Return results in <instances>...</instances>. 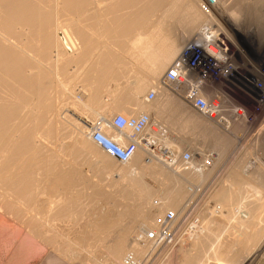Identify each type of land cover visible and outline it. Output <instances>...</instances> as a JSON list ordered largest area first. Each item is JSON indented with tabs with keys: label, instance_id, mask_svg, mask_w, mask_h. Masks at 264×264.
Instances as JSON below:
<instances>
[{
	"label": "bare ground",
	"instance_id": "obj_1",
	"mask_svg": "<svg viewBox=\"0 0 264 264\" xmlns=\"http://www.w3.org/2000/svg\"><path fill=\"white\" fill-rule=\"evenodd\" d=\"M219 1L209 16L201 10V0H0V264H124L127 251L139 261L157 249L142 241V232L151 229L154 217L167 209L181 216L184 211L179 207L188 194L184 183L199 185L210 178L236 133L246 127L243 122L220 126L202 115L190 114L185 102L162 83L163 73L188 44L197 40L206 23L216 25L219 40L228 49H236L214 15L250 44L256 51L253 56L262 53L264 48L260 51L255 46L262 39L264 23L259 27L241 25L227 9L228 1ZM172 23L181 26L175 37L168 34ZM65 55L78 62L90 60L76 74H81L87 87L80 101L82 109L97 110L99 120L108 119V106L100 102L107 82L115 80L120 71L130 70L136 76L131 82L130 102H114L109 110L128 116L145 113L155 123L165 119L169 129L179 130L180 136L168 131L167 137L158 139L175 158L180 155L184 134L196 136L217 152L213 170L198 174L194 171L196 160L188 165L179 159L171 166L160 156L146 163L141 152L125 168L113 163L85 137L90 130L85 123L80 124L79 132L74 131V138L66 134L65 117L57 106L59 97L73 94L71 81H65ZM48 58H56L58 63L51 78L44 70ZM135 70L146 72L140 75ZM55 85L58 95L50 97ZM148 86L162 96L156 107L141 100ZM113 91L117 95V90ZM249 131L257 165L250 167L246 159H240L230 166L222 184L211 194L215 205H209L201 217L197 214L201 219L194 224L196 231L192 228L194 233L187 232V239L178 240L186 228L180 226L176 241L181 247L176 250L173 246L171 264H209L222 259L227 264H241L261 241L264 119ZM106 133L113 137L112 132ZM67 135L72 142L67 143L71 140ZM90 151L108 163L111 174L119 165L127 171L106 184L101 183L102 173L93 172L97 181L83 177L81 168ZM148 176L155 184L145 181ZM155 194L160 199L157 205L152 199ZM116 200L136 203L135 226L131 223L128 229L120 228L121 218L131 206L117 211ZM133 233L137 239H130ZM224 236L229 246L218 247L223 245ZM141 260L145 262V258Z\"/></svg>",
	"mask_w": 264,
	"mask_h": 264
},
{
	"label": "built area",
	"instance_id": "obj_2",
	"mask_svg": "<svg viewBox=\"0 0 264 264\" xmlns=\"http://www.w3.org/2000/svg\"><path fill=\"white\" fill-rule=\"evenodd\" d=\"M217 6V0H204L200 7L210 16ZM216 30L213 23L201 27L197 40L188 44L165 72L163 86L192 110L220 126H224V122H243L251 128L264 119V49L259 56L252 57L235 40L236 49L232 51L219 40ZM245 55L246 62L243 61ZM251 59H257V63ZM156 97L157 91L151 90L145 101L151 103ZM109 130L115 132L113 137L106 133ZM167 136L168 131L148 114L134 117L117 115L90 126L88 132L90 142L119 164L129 163L141 152L146 163L160 156L171 166H175L179 159L188 165L196 160L194 171L198 174L213 170L215 154L202 159L199 155L195 157L184 152L175 158L158 139ZM189 192L193 193V189L190 188ZM192 219L190 213L179 218L174 210H166L155 216L151 229L142 232V241L156 248L176 241L180 226L187 227ZM124 264L140 262L133 253H129Z\"/></svg>",
	"mask_w": 264,
	"mask_h": 264
},
{
	"label": "rangeland",
	"instance_id": "obj_3",
	"mask_svg": "<svg viewBox=\"0 0 264 264\" xmlns=\"http://www.w3.org/2000/svg\"><path fill=\"white\" fill-rule=\"evenodd\" d=\"M201 1L203 2L204 0H201ZM227 1H228V2H226L227 3L226 4L227 9L236 18L237 17L239 18L241 25H246L248 27L249 25L255 26V24H256V27H259V26H261L262 22L264 23V0H227ZM219 2L220 1L217 0V3H219ZM214 16L220 21V29L223 31V33L225 35H227L229 37V39H231L234 43H236L235 40L237 42H239L244 47L246 52L253 57V52H256V51L251 48L250 44L246 43L243 40V38H241V36H238L235 33V31L233 30L232 26H230V25L226 24L225 22H223L222 20H220L216 15H214ZM177 24L178 23H176V24L172 23V25L170 24V26L168 27V30L170 29V31L168 33L170 35V37H175V35L179 34V32L181 30V26L177 25ZM254 29H256V28L254 27ZM176 32H177V34H176ZM173 33H174V35H173ZM261 35H262V39L260 40L259 46L257 45L258 43L256 44L257 46H255V48L260 49V51L264 48V31L261 33ZM127 45H128V43H127ZM75 50H76V48H75ZM67 51H68V53L72 52L71 50H67ZM94 57H96V56H94ZM246 59L247 58L245 55L243 61L246 62ZM62 60L68 61V65H67L68 74L66 76L65 81H68V82L71 81V84L73 86V94L72 95H63V96H61V98L59 97L57 99V106L61 108L60 112L63 113L61 117H63V118L65 117L64 119L62 118L63 121H65V123H66L65 133L68 135H71L74 138L75 137L74 133L79 132L80 129H78V128H81L80 124L84 125V123H85L87 126H92L95 124L94 123L95 120H97V121L99 120L98 117L94 114V112L92 113L91 111H86V110L82 109L81 103H80V101L85 98V94H87V87L83 83L81 74L78 77L76 76V74L81 73L82 64L84 65L85 63H87L90 60H86V62L85 61L78 62V61L74 60L69 55L63 56ZM54 61H57V59L54 58L52 60L51 58H48L46 60V63L44 62L46 64V69H44L45 74H47V76L49 78H51L53 76V73H52L53 66L58 65V63H56ZM251 61L254 62L255 64L257 63V59H251ZM135 72H138V74L141 75V73H145L146 71L145 70H135ZM165 72L163 73L162 77L164 76ZM115 77H116L115 80H113V78H112L107 82V87L105 88V90H104L105 92L102 94V97H101L102 103L105 106H108L107 107L108 109L105 108L106 109L105 111H106L108 116H112L114 114H121V115H124L126 117H134V115L128 116L124 112H111V109L109 110V107L111 108V105L114 102H116V103H118L119 101L120 102L123 101V103H129L130 102L131 82L136 78L135 73L133 74L130 70H128V71L122 70V71H120V74L115 76ZM58 88L59 87H57L56 85L54 86L55 90H53L52 94H50V97L58 95V94H56V91H58L57 90ZM113 89L117 90V95H116V91H113ZM151 90H154L153 87L148 86L145 93L142 95L141 100H145L147 94ZM161 97L162 96H160L159 93H157L156 99L153 102L147 103V104L150 106L156 107L157 104H161V102H162ZM121 98H122V100H119ZM187 109H188L190 114L192 113L193 115H199L200 116V114H198L196 111L192 110L190 107ZM109 111L111 112L110 114H109ZM191 111H193V112H191ZM155 112H156L155 109H153L152 113L154 114ZM106 113H104V114H106ZM65 115H67V116H65ZM108 116H106V117H108ZM175 117H176V119H179V118H177L178 114H176ZM182 121H185V120H182ZM157 123L159 125L163 126L167 131H170L172 134L175 133L173 135L180 136V134L177 133L179 130L177 131V129L176 130L174 129L175 132H173L174 130L172 131V129H169V127L166 125L167 123H166L165 119H159V121ZM242 131H244V132H242ZM242 131L239 130L235 135L237 137L236 138L233 137L234 143H232V146L229 148V150L223 152L222 157H221L222 159L219 162L221 164L217 165L215 172L212 174V176H210V178L206 177L207 179L204 180V182H202L204 184L200 183L199 185H195L191 181H187L184 183V186H183L184 190L188 194H187V197L185 198L184 202L180 205L181 207H179V209L181 210V212L186 211L185 215H189L190 211H192L194 215L191 213V217L195 218V219H192V222L191 221L189 222V224L190 223H192V224L191 225L187 224L188 227H186L183 232H180L178 234V235H180L181 233H183V235L181 234L180 237L177 236V237H179L178 240L185 239V238L187 239L188 238L187 237L188 235L186 236L187 232L192 234V232L194 230L196 231V229H195L196 227L194 228V226H196V225H194V224H197V222H198L197 220L201 219L199 217L202 216V214L204 213V210H206L209 205L211 207H213L216 203V202L215 203L213 202L214 199H211L212 198L211 194H213V191H215L216 189L219 188V186L222 184V182L224 181V179L228 175L229 169L232 168L233 165L237 164V161H239L240 159H246V161L248 162L250 167H253V166L255 167L257 165L256 163H258V158H257V155H255L256 152L252 149V142L250 141V136L248 134V132H250L248 126H246L244 128V130L242 129ZM71 136L70 137L68 136L69 139L71 138V140L68 141V138H67V140H66V141H68L67 143L73 141L72 140L73 138ZM190 136H191L190 133H188V135L184 134L185 139H183L184 144L181 145V152L179 153L180 155L184 152H189V153L194 154L195 157H198V155H200V153H199L200 151L202 152L204 157L209 156L210 154H215V153L217 154L216 151L214 152L211 149H209V144L203 145L196 136H194V135H192L191 137ZM85 137H88V134ZM189 145H190V147H189ZM249 145L251 148L249 147ZM195 146L198 147V149H196ZM193 148H195V149H193ZM194 150H196V151H194ZM252 152H253V154H251ZM246 155H247V157H245ZM87 157L88 158H86V163L84 162L85 164L81 168L82 176L89 178L91 180L95 179L94 181H97V180H99L98 178L92 177L93 172L102 173V175H103L102 180H101L102 184H106L110 180L117 178L118 173L120 175L121 171L122 172L127 171L125 168L128 167V165H129V164H121V165H125L124 166L125 168L123 166L119 165L115 168V170L113 172L111 171L112 172V174H111L109 172L110 170L107 171L108 170L107 168H109L108 163L100 155L96 154V152L90 151L89 153H87ZM250 160H251V163H249ZM111 161H113V160L111 159ZM113 163H116V162L113 161ZM230 166H232V167H230ZM121 167H123V168H121ZM94 170H96V171H94ZM106 172H109L110 174L106 173ZM122 172H121V174H122ZM207 174H209V172H207ZM145 181L150 183V184H155V181L149 176L146 177ZM81 184H87V183L81 182ZM256 184H259L261 186L260 182H257ZM96 185H98V184H96ZM190 188L193 189L192 195L188 190ZM197 188L199 191H197ZM194 190H196V192H198V194ZM189 196L191 197L190 199H189ZM152 199H153V202L155 205H157V203L160 200L158 195H156V194H155V196H153ZM116 203L119 204L116 209H117V211H120V212H122L123 207L125 205H127V207L131 206L130 207L131 209L129 210L128 214L127 213H126V215L124 214L125 216L123 215V217L121 218L120 223L122 225L120 224V228L122 229L124 226H127V227H124L123 229H125V228L128 229L129 227H132L133 225L135 226V223L137 222L135 219L136 218V215H135L136 203L130 202L129 204H127V203L123 204L122 202H119V200H116ZM206 204H208V205H206ZM203 206H204V208H203ZM199 209H201V210H199ZM167 210H174V209H167ZM195 210H198V211H195ZM200 211H202V213ZM184 212L181 213L180 215L184 216ZM198 212H200V213H198ZM197 214H198V216L199 215H201V216L198 217ZM124 217H126V218L124 219ZM196 217H198V218H196ZM209 217H210V215H209ZM132 220L135 222H133ZM263 221H264V214H263ZM131 223L132 224L134 223V224L132 225ZM133 234H134V236H133ZM133 234L130 235V237L132 236L135 239H137L135 237L136 234L135 233H133ZM132 237L130 239H132ZM223 240H224L223 245L218 246V247L229 246L228 242H226L228 240H227V238H225V236H224ZM178 242L176 241V242L170 243L169 247H167V248H162L164 246L158 247L156 250H153L154 252L151 251L152 253L151 252L148 253L150 255V257H149V255H146V257L140 258V260L141 259L144 260V258H145V262H146V259L149 257L147 260L148 263L147 262L145 263L144 261L141 260L142 263L143 264L144 263L145 264H171L172 261L170 259L172 256L171 255L172 249L175 247L174 249L177 250L181 247L180 243L178 244ZM177 246H179V247L177 248ZM129 253H133V252L127 251L126 255ZM210 253H212V252H209V255H211ZM218 261L220 262V264H222V263L227 264L228 263L226 260H223V259L218 260ZM218 261H215V260H214V262L209 261V264H215V262H216V264H219ZM241 264H264V235H263L261 241L259 240V243L254 246L252 252L249 254V256L246 257V259Z\"/></svg>",
	"mask_w": 264,
	"mask_h": 264
},
{
	"label": "crops",
	"instance_id": "obj_4",
	"mask_svg": "<svg viewBox=\"0 0 264 264\" xmlns=\"http://www.w3.org/2000/svg\"><path fill=\"white\" fill-rule=\"evenodd\" d=\"M100 102L102 103V101H101V99H100ZM103 104V103H102ZM104 105V104H103ZM105 106V105H104ZM115 112H119V111H115ZM94 114L97 116V110H95L94 111ZM117 115H121V114H114V115H112V116H108V117H106V118H108V119H101V120H95L94 121V123L96 124V123H98V122H100V121H104V120H110V119H112L113 117H115V116H117ZM109 132H112L113 133V136H114V134H115V132L114 131H110L109 130ZM123 141H125V139L123 138Z\"/></svg>",
	"mask_w": 264,
	"mask_h": 264
}]
</instances>
